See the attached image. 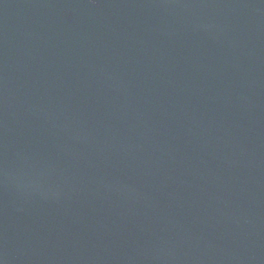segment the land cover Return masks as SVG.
I'll return each instance as SVG.
<instances>
[{
    "label": "water",
    "instance_id": "1",
    "mask_svg": "<svg viewBox=\"0 0 264 264\" xmlns=\"http://www.w3.org/2000/svg\"><path fill=\"white\" fill-rule=\"evenodd\" d=\"M0 264H264V0H0Z\"/></svg>",
    "mask_w": 264,
    "mask_h": 264
}]
</instances>
